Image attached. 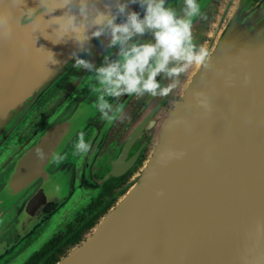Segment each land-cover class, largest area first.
Masks as SVG:
<instances>
[{"label":"water","instance_id":"water-1","mask_svg":"<svg viewBox=\"0 0 264 264\" xmlns=\"http://www.w3.org/2000/svg\"><path fill=\"white\" fill-rule=\"evenodd\" d=\"M181 1L166 6L180 14ZM209 1L197 0L201 11ZM26 3L33 7L36 0ZM130 8L143 17L138 4ZM262 8L263 0L247 22L237 17L223 33L209 69H192L175 103L186 125L169 126L170 132L166 121L156 123V101L147 94L108 98L123 107L115 121L97 111L93 74L74 68L71 54L100 66L108 54L100 39L91 40L89 56L73 41L43 28L33 32L23 21L12 39L0 37V264L25 263L104 181L123 174L138 152L127 164L122 154L142 130L151 147L138 173L54 264H264ZM71 69L75 75L62 84ZM201 91L211 111L197 107L193 94ZM81 132L90 150L74 155ZM116 144L121 149L112 161ZM36 148L45 152L43 161ZM169 152L185 155L169 158ZM57 156L64 159L57 163ZM102 166L107 172L95 179Z\"/></svg>","mask_w":264,"mask_h":264},{"label":"clouds","instance_id":"clouds-1","mask_svg":"<svg viewBox=\"0 0 264 264\" xmlns=\"http://www.w3.org/2000/svg\"><path fill=\"white\" fill-rule=\"evenodd\" d=\"M132 4L143 9L142 18L139 12L131 10ZM58 10L61 14L53 15ZM200 14L197 0H183L180 14L167 7L166 0H36L33 7H29L26 0H4L0 4V37L12 39L23 21V26L30 27L33 32L43 28L49 35L56 33L65 38L62 42L73 41L79 51L89 56L92 55L91 40L100 39L108 50L100 66L80 58L76 52L71 55L74 68L93 74L97 111L112 122L122 118L123 107L113 106L108 98L145 94L167 97L181 85V75L190 69L211 67L209 50L194 43L192 22ZM49 28L51 33L47 31ZM112 49L117 50L115 59H110ZM50 53L54 64L60 63ZM161 76L170 82L162 86L157 79ZM243 82L248 83L247 77ZM193 99L197 107L211 111L210 97L205 92L194 93ZM181 123L186 125L181 119L171 122L172 125ZM89 150L90 144L81 132L74 143L73 154L82 155ZM35 154L40 161L46 158L41 148H36ZM167 155L180 159L185 153L169 152ZM63 159L57 156L56 162Z\"/></svg>","mask_w":264,"mask_h":264},{"label":"flooded vegetation","instance_id":"flooded-vegetation-1","mask_svg":"<svg viewBox=\"0 0 264 264\" xmlns=\"http://www.w3.org/2000/svg\"><path fill=\"white\" fill-rule=\"evenodd\" d=\"M262 0H237L236 2L234 0H223L222 2H213V4L206 5L205 8L201 11L200 18H199V28L196 31H193V35L196 37L194 39V42L197 46H200L203 44V42H208L210 39L206 34L203 36V33H212L213 36L215 34L222 31V26L225 20H228V15L230 13V6H243V9L239 12V17L244 16L247 10L252 9L254 6H258ZM227 22V21H226ZM217 23V27L210 28L209 25ZM203 28L205 29V32L203 31ZM203 31V32H202ZM202 32V33H201ZM201 33V34H199ZM197 34H199L197 36ZM193 36V37H194ZM189 74L192 73V69L189 70ZM193 77V74H190L189 77L181 75L179 78L181 81V85L178 87V89L181 91L182 88L185 85H188L189 81ZM167 84V83H166ZM165 83L162 84L164 86ZM174 92V91H173ZM173 92L169 95L170 98L167 97H154V100L156 101L155 104L153 103L152 109L158 113V111H161V106L164 105V103L167 102V100H173L174 103L171 106L170 112L166 115V125L169 126L170 122L174 121L176 116L178 115L179 110H176L175 103L179 101V97L176 99L174 98L175 95H173ZM174 111V114L171 112ZM149 112V111H148ZM180 119V118H179ZM141 133V139H138L136 142H134L127 150V152L122 154L121 161L122 163H128L131 158L135 155L136 152L137 155L133 161V163L126 169V171L121 174L117 178H109L106 181L103 182L101 185L99 193L93 197L88 205L85 208H80L79 211L73 216L72 222L66 225L64 228V231H60L56 234H54L50 239H52L54 236H56L59 233L62 234L61 243L57 245V247H60L62 250V254L58 256L61 257L64 255V252L66 249L77 243L84 232L89 230V228L95 223V221L103 215V213L106 211L107 208H109L115 201V194L117 193V190H119L128 179H130L131 175L138 169L139 166H141L142 162L146 158V149L147 146L150 143V139L147 136L146 132L142 130ZM116 150L113 153L112 161L117 158L118 153L120 152L121 146L119 144L115 145ZM118 161V160H117ZM107 172V167L102 166L96 173L93 174V177L95 179H100L104 173ZM58 260V259H57Z\"/></svg>","mask_w":264,"mask_h":264},{"label":"rangeland","instance_id":"rangeland-1","mask_svg":"<svg viewBox=\"0 0 264 264\" xmlns=\"http://www.w3.org/2000/svg\"><path fill=\"white\" fill-rule=\"evenodd\" d=\"M218 2H222L223 0H217ZM235 2L237 1V0H234ZM213 2H216V0H210L209 2H208V4L207 5H209V4H213ZM181 6H183V0L181 1ZM256 6H254L252 9H250V10H247L246 11V13L244 14V17L242 18V23H245V22H247L248 20H249V18L251 17V15L253 14L252 12H253V9L255 8ZM243 9V6H230V13H229V15H228V20H223V21H225L224 23H223V28H222V31H220V32H218L217 34H216V36H215V34H214V36H213V32L211 33L210 32V30H209V33H203V36L206 34V36H208V38L210 39L208 42L206 41V42H203V46H205L208 50H209V52H210V60L213 58V56H214V54L219 50V48H220V50L223 48V46L222 45H220V43H222L223 42V39H224V35H223V33L228 29V28H230L231 26H232V23L237 19V17H239V12L241 11ZM262 12L264 13V0H263V8H262ZM199 18H200V16H198V18H197V20L193 23V25H192V32L193 31H196V30H198V28H199ZM227 21V22H226ZM215 27H217V23H213V24H210L209 25V29L211 28H215ZM203 31L205 32V29L203 28ZM202 31V32H203ZM201 32V33H202ZM194 33V32H193ZM201 33H199V34H201ZM199 34H197V36L199 35ZM194 36V35H193ZM194 39L196 38L195 36L193 37ZM197 41H200V40H197ZM197 41H196V43H197ZM195 43V42H194ZM221 46V47H220ZM75 70L74 69H71L70 70V74H66V75H64L65 76V78L62 80V84H64L67 80V78L68 77H73L74 75H75V72H74ZM190 72V71H189ZM189 72L188 73H186V74H183L184 76H189ZM165 85H166V83H165ZM180 90L177 88V89H175L174 90V92H173V95H175V97L174 98H178L179 97V95H180ZM168 98H170V96L168 97ZM174 103V101L173 100H167V102L166 103H164V105H162L161 106V111H158V113H156L155 115H154V119H156L155 121H156V123H160L161 124V122L162 121H166V115L170 112V109H171V106H172V104ZM151 109V107H149V108H146L145 110L146 111H149ZM181 116H182V111H179V113H178V115L176 116V118H175V120L176 119H179V118H181ZM138 118V117H137ZM158 121V122H157ZM173 126L174 125H172V124H170V128H173ZM169 131H171V129H169ZM169 141L167 140V143H168ZM150 147H151V142L149 143V145L147 146V149H146V158H147V156H148V154H149V151H150ZM146 158H145V160H146ZM144 160V161H145ZM143 161V162H144ZM142 162V163H143ZM142 165V164H141ZM140 167L141 166H139L138 167V169H140ZM138 169L131 175V177L135 174V173H138L137 171H138ZM130 177V178H131ZM129 183H130V179H128L127 180V182L119 189V190H117V193L115 194V200L117 199V198H119L120 197V195H122L123 193H124V191H125V186H127V185H129ZM101 188V187H100ZM99 191H100V189L99 190H97V192H96V194H94L92 197H90V199L87 201V203H86V205L83 207H81V209L82 208H85L87 205H88V203H89V201L93 198V197H95L98 193H99ZM79 211V210H78ZM77 213V211L73 214V216L75 215ZM73 216H72V218H71V220H70V222H72V220H73ZM69 222V223H70ZM96 222V221H95ZM61 231H64V229L63 230H61ZM88 231V230H87ZM86 231V232H87ZM86 232H84V233H86ZM83 233V234H84ZM83 234H82V236H83ZM81 236V237H82ZM70 247V246H69ZM68 247V248H69ZM67 248V249H68ZM66 249V250H67ZM66 252V251H65ZM64 252V253H65ZM13 264H15V262H13Z\"/></svg>","mask_w":264,"mask_h":264},{"label":"trees","instance_id":"trees-1","mask_svg":"<svg viewBox=\"0 0 264 264\" xmlns=\"http://www.w3.org/2000/svg\"><path fill=\"white\" fill-rule=\"evenodd\" d=\"M62 234L59 233L52 239L48 240L23 264H54L57 261L58 256L63 253V248L61 249L60 247H57V245L61 243Z\"/></svg>","mask_w":264,"mask_h":264},{"label":"bare ground","instance_id":"bare-ground-1","mask_svg":"<svg viewBox=\"0 0 264 264\" xmlns=\"http://www.w3.org/2000/svg\"><path fill=\"white\" fill-rule=\"evenodd\" d=\"M226 65H227V64H225L224 66H226ZM224 66H223V67H224Z\"/></svg>","mask_w":264,"mask_h":264},{"label":"crops","instance_id":"crops-1","mask_svg":"<svg viewBox=\"0 0 264 264\" xmlns=\"http://www.w3.org/2000/svg\"><path fill=\"white\" fill-rule=\"evenodd\" d=\"M60 232V231H59ZM58 233V232H57Z\"/></svg>","mask_w":264,"mask_h":264}]
</instances>
